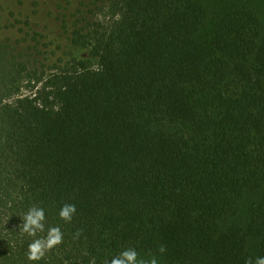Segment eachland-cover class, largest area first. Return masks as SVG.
Listing matches in <instances>:
<instances>
[{"label":"trees","instance_id":"16d2710c","mask_svg":"<svg viewBox=\"0 0 264 264\" xmlns=\"http://www.w3.org/2000/svg\"><path fill=\"white\" fill-rule=\"evenodd\" d=\"M99 1L117 19L45 80L0 41V264L264 256V0ZM33 205L38 236L63 232L38 262L19 232Z\"/></svg>","mask_w":264,"mask_h":264},{"label":"rangeland","instance_id":"374dc122","mask_svg":"<svg viewBox=\"0 0 264 264\" xmlns=\"http://www.w3.org/2000/svg\"><path fill=\"white\" fill-rule=\"evenodd\" d=\"M117 13L108 1L0 0V41L8 44L17 64L45 80L72 59L86 58L89 45L81 43L117 19ZM28 81L20 82L19 94L30 93Z\"/></svg>","mask_w":264,"mask_h":264},{"label":"clouds","instance_id":"9594fccd","mask_svg":"<svg viewBox=\"0 0 264 264\" xmlns=\"http://www.w3.org/2000/svg\"><path fill=\"white\" fill-rule=\"evenodd\" d=\"M76 207L74 204L65 203L58 215L65 223H71ZM23 223L19 225L21 235H27L32 238L27 247V260L30 262H38L45 257L47 253L59 246L63 242V232L59 226L48 227L46 235L38 236V233L45 232L46 216L44 209L36 205L31 206L28 211L21 216ZM80 230L75 233L78 238ZM159 253L166 252L164 245L158 248ZM109 264V262H108ZM111 264H158V260L153 255L150 259L139 258V254L135 249H125L111 259ZM245 264H264V256L256 257L254 260L248 258Z\"/></svg>","mask_w":264,"mask_h":264}]
</instances>
